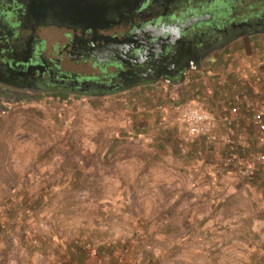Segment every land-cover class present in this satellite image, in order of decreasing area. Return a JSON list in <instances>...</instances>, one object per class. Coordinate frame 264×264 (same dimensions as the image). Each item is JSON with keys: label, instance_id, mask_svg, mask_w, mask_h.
<instances>
[{"label": "rangeland", "instance_id": "obj_1", "mask_svg": "<svg viewBox=\"0 0 264 264\" xmlns=\"http://www.w3.org/2000/svg\"><path fill=\"white\" fill-rule=\"evenodd\" d=\"M59 33L42 31L49 48ZM206 70L101 97L0 85V264H89L81 243L104 264L117 251L154 264H264V132L251 120L261 96L250 93L252 114L231 126L216 118L215 143L188 136L169 110L220 107L223 87L208 91Z\"/></svg>", "mask_w": 264, "mask_h": 264}, {"label": "flooded vegetation", "instance_id": "obj_2", "mask_svg": "<svg viewBox=\"0 0 264 264\" xmlns=\"http://www.w3.org/2000/svg\"><path fill=\"white\" fill-rule=\"evenodd\" d=\"M258 36L264 0H0V85L93 97L180 85Z\"/></svg>", "mask_w": 264, "mask_h": 264}, {"label": "crops", "instance_id": "obj_3", "mask_svg": "<svg viewBox=\"0 0 264 264\" xmlns=\"http://www.w3.org/2000/svg\"><path fill=\"white\" fill-rule=\"evenodd\" d=\"M250 40L241 39L232 43L225 51L215 53L213 58L209 59L210 71H208L209 67L203 65L195 72L197 74L207 69V73L213 76L214 84H210L208 91L217 93V89H220L218 86L223 87V101L219 102L220 107H210L208 110L216 116L218 122L222 117L233 119L237 112L241 113V117H246L245 114H252L253 96L250 93L256 92L257 97L261 96V103H264V36L254 37L253 42ZM234 63L239 66L237 69ZM219 64L220 67H218ZM238 76H240L241 85L237 82ZM225 79L226 81H222ZM217 95L215 98L218 97ZM216 103L218 104V98ZM68 260H59V264H68ZM89 264L95 263L90 261Z\"/></svg>", "mask_w": 264, "mask_h": 264}, {"label": "built area", "instance_id": "obj_4", "mask_svg": "<svg viewBox=\"0 0 264 264\" xmlns=\"http://www.w3.org/2000/svg\"><path fill=\"white\" fill-rule=\"evenodd\" d=\"M176 115L180 123L183 125L185 132L188 136L193 138H201L207 143H215L218 140L216 134L217 119L214 114L206 110L199 102L191 101L183 104H175L169 109ZM168 113L166 108L164 111ZM240 117L230 119L222 117L221 122L223 125L231 126L237 122ZM253 124L260 132H264V106L256 109L251 116ZM226 146L229 151L236 150L237 146L235 141L231 138L226 139ZM228 161L230 159H227ZM257 160H264V155H259ZM79 250L83 252L95 264H104V260L100 259L97 251L89 245L81 243ZM115 264H154L152 259H145L142 252L138 254L137 259H126L125 251H117Z\"/></svg>", "mask_w": 264, "mask_h": 264}]
</instances>
